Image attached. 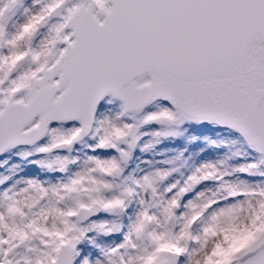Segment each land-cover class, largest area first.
<instances>
[{
  "label": "snow or ice",
  "instance_id": "obj_1",
  "mask_svg": "<svg viewBox=\"0 0 264 264\" xmlns=\"http://www.w3.org/2000/svg\"><path fill=\"white\" fill-rule=\"evenodd\" d=\"M186 122L250 159L166 183ZM262 166L264 0H0V264H264Z\"/></svg>",
  "mask_w": 264,
  "mask_h": 264
},
{
  "label": "rangeland",
  "instance_id": "obj_2",
  "mask_svg": "<svg viewBox=\"0 0 264 264\" xmlns=\"http://www.w3.org/2000/svg\"><path fill=\"white\" fill-rule=\"evenodd\" d=\"M108 98V97H107ZM106 98V99H107ZM118 104L119 101H116ZM108 107H115L110 105ZM104 106H101L103 110ZM219 133V135H217ZM195 137V139H192ZM236 135L226 131H210L194 129L187 132H181V135L174 138L163 139L161 143L154 145V147L147 153L141 154L137 149L135 155L140 156L141 159L161 161L164 159H172L179 156V159L174 161V166L179 168V173H174L166 183H171L174 179L180 178V173L187 176L194 167L206 162H223V166L231 169L233 167L241 166L248 162L250 157L246 155L245 146L242 143H231L230 139L235 138ZM90 143V141H89ZM15 161V157L9 160V164ZM159 166V165H158ZM7 167V165H5ZM35 173L39 170L33 166ZM261 170H264L261 168ZM3 171V169H0ZM229 180L243 179L249 182L264 180L260 176H247L243 174H233V176L226 177ZM205 188H214L211 182H205L197 186L196 191ZM195 193H189L194 195ZM245 228V222L241 220L240 230ZM228 239L231 241L230 251H235L236 237L229 235Z\"/></svg>",
  "mask_w": 264,
  "mask_h": 264
},
{
  "label": "bare ground",
  "instance_id": "obj_3",
  "mask_svg": "<svg viewBox=\"0 0 264 264\" xmlns=\"http://www.w3.org/2000/svg\"><path fill=\"white\" fill-rule=\"evenodd\" d=\"M194 129H201V130H213V131H217V130H224L218 126H214L211 123H207V122H203V123H184L182 125H180L179 131L180 132H187L190 130H194ZM235 133V132H233ZM237 134V133H236ZM262 168L264 169V166H262ZM35 169L33 168V166H29L26 168L25 172L23 173L24 175H32L35 174ZM192 195L186 196L185 199H189L191 198Z\"/></svg>",
  "mask_w": 264,
  "mask_h": 264
},
{
  "label": "clouds",
  "instance_id": "obj_4",
  "mask_svg": "<svg viewBox=\"0 0 264 264\" xmlns=\"http://www.w3.org/2000/svg\"><path fill=\"white\" fill-rule=\"evenodd\" d=\"M251 239H252V235L251 234L238 237L236 242H235V247L237 249H239V248L243 247L245 244H247Z\"/></svg>",
  "mask_w": 264,
  "mask_h": 264
}]
</instances>
